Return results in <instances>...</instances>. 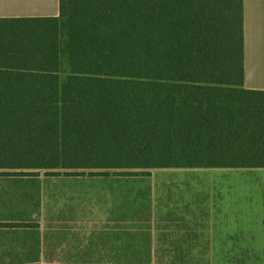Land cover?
Segmentation results:
<instances>
[{
	"label": "trees",
	"instance_id": "1",
	"mask_svg": "<svg viewBox=\"0 0 264 264\" xmlns=\"http://www.w3.org/2000/svg\"><path fill=\"white\" fill-rule=\"evenodd\" d=\"M244 76V0H60L0 23V168L264 167Z\"/></svg>",
	"mask_w": 264,
	"mask_h": 264
},
{
	"label": "crops",
	"instance_id": "2",
	"mask_svg": "<svg viewBox=\"0 0 264 264\" xmlns=\"http://www.w3.org/2000/svg\"><path fill=\"white\" fill-rule=\"evenodd\" d=\"M59 14L60 0H0V23ZM244 75L246 88L264 90V0H244ZM103 170H54L64 178L63 194L69 196L66 201L74 216L81 215L87 204L96 209L92 205L98 202L97 178L112 179ZM14 171L0 168V264H34L48 252L45 223L34 219L48 207L50 190L44 178L49 171ZM141 173L149 183L148 225L204 227L200 234L205 238L200 241L205 243V264H264V167L162 168ZM121 194L122 204L129 203L128 191L122 188ZM116 202L115 198L112 208Z\"/></svg>",
	"mask_w": 264,
	"mask_h": 264
},
{
	"label": "rangeland",
	"instance_id": "3",
	"mask_svg": "<svg viewBox=\"0 0 264 264\" xmlns=\"http://www.w3.org/2000/svg\"><path fill=\"white\" fill-rule=\"evenodd\" d=\"M50 172L44 178V186L50 190L47 210L34 219L45 223L43 237L48 252L43 261L34 264H205V243L200 241L205 238L200 234L204 227L148 225L151 211L145 193L149 183L142 169H105L112 179L97 178L98 202L92 205L96 209L91 210L87 204L85 210H80L81 215L75 216L66 201L69 196L63 194L67 188L64 178ZM88 185L94 187L93 183ZM122 188L128 191L129 203L121 202ZM102 191L110 194L106 196ZM195 231L198 233L184 234Z\"/></svg>",
	"mask_w": 264,
	"mask_h": 264
}]
</instances>
